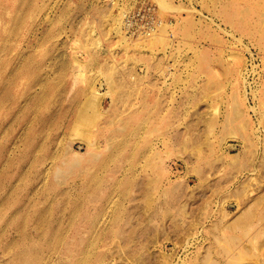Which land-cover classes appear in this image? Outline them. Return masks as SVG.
I'll use <instances>...</instances> for the list:
<instances>
[{
    "label": "rangeland",
    "instance_id": "1",
    "mask_svg": "<svg viewBox=\"0 0 264 264\" xmlns=\"http://www.w3.org/2000/svg\"><path fill=\"white\" fill-rule=\"evenodd\" d=\"M137 1L0 0V264H264V0Z\"/></svg>",
    "mask_w": 264,
    "mask_h": 264
},
{
    "label": "built area",
    "instance_id": "2",
    "mask_svg": "<svg viewBox=\"0 0 264 264\" xmlns=\"http://www.w3.org/2000/svg\"><path fill=\"white\" fill-rule=\"evenodd\" d=\"M121 28L125 33L138 37L154 35L164 23L155 2L138 0L121 10Z\"/></svg>",
    "mask_w": 264,
    "mask_h": 264
},
{
    "label": "bare ground",
    "instance_id": "3",
    "mask_svg": "<svg viewBox=\"0 0 264 264\" xmlns=\"http://www.w3.org/2000/svg\"><path fill=\"white\" fill-rule=\"evenodd\" d=\"M28 1V0H27ZM26 3V2H25ZM23 4V3H22ZM29 4H30V2H29ZM24 5V4H23ZM25 8V7H24ZM24 8H22L23 10H24ZM27 8V7H26ZM22 13H23V11H22ZM19 15H21V14H19ZM21 16H23V14L21 15ZM21 16H19L20 18H21ZM24 18V17H23ZM16 19V18H15ZM34 19V18H33ZM22 20V19H21ZM25 21V20H24ZM29 21V20H28ZM18 22H20V20L18 21ZM24 23V22H23ZM29 24V23H28ZM26 23H24L23 25H21L20 23H19V27H18V40L19 41H21V43L19 44L20 45V47L18 48V51H17V57H19V55H20V57H19V60H21V57L23 56H26V54H25V49H23V47H22V39H23V37H29L30 35H31V30H30V28L28 27V25H27V27H26ZM18 26V25H17ZM26 28L25 30H23V28ZM17 29V28H16ZM27 41V45H29V43H30V41L29 40H26ZM24 42H25V40H24ZM30 46V45H29ZM3 52V51H2ZM18 62V61H17ZM20 62V61H19ZM25 64V63H24ZM23 64V65H24ZM20 65V64H19ZM25 67V66H24ZM93 91H94V89H93ZM93 93V92H92ZM31 94V93H30ZM98 100V99H97ZM179 158H181V156L179 157ZM95 159V158H94ZM48 171V170H47ZM111 195L112 194H110V197L107 199V205L108 204H110V202L112 201V197H111ZM106 201V200H105ZM106 205V207H108ZM104 207V206H103ZM21 252V251H20ZM144 258V257H143ZM68 259V258H67ZM141 259H142V257H141ZM136 260V262H135V264H146V262L144 261V259L143 260ZM146 259V258H145ZM153 262V261H152ZM163 262V261H162ZM243 262H246V261H243ZM248 262H249V260H248ZM156 263V262H155ZM164 263V262H163ZM166 263V262H165ZM164 263V264H165ZM131 264V263H130ZM167 264V263H166Z\"/></svg>",
    "mask_w": 264,
    "mask_h": 264
}]
</instances>
